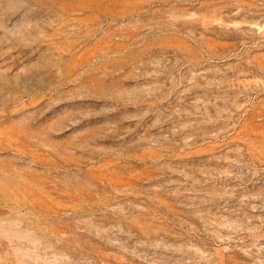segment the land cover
<instances>
[{
  "label": "rangeland",
  "instance_id": "374dc122",
  "mask_svg": "<svg viewBox=\"0 0 264 264\" xmlns=\"http://www.w3.org/2000/svg\"><path fill=\"white\" fill-rule=\"evenodd\" d=\"M0 264H264V0H0Z\"/></svg>",
  "mask_w": 264,
  "mask_h": 264
}]
</instances>
